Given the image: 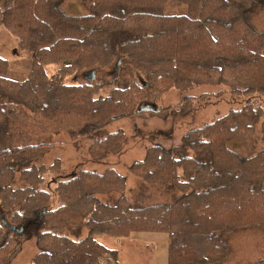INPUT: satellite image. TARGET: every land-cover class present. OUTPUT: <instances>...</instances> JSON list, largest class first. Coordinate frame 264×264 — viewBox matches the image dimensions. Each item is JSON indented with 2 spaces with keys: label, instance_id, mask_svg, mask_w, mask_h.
I'll return each instance as SVG.
<instances>
[{
  "label": "trees",
  "instance_id": "trees-1",
  "mask_svg": "<svg viewBox=\"0 0 264 264\" xmlns=\"http://www.w3.org/2000/svg\"><path fill=\"white\" fill-rule=\"evenodd\" d=\"M65 2L6 0L0 8V26L33 62L31 74L17 80L0 57V264H11L22 249L16 234L7 238L5 221L24 227L39 218V252L30 264H121L119 252L97 238L123 240L133 233L168 234V264L227 263L233 235L264 228V150L244 156L229 146L248 138L259 122L264 140L261 108L232 110L187 133L177 147L154 145L130 167L143 181L173 191L170 202L131 203L125 177L109 169L80 171L58 183L54 207L40 187L45 169L36 162L61 132L93 139L95 158L119 152L125 134L106 130L138 115L149 91L210 85L264 95V32L252 21L264 0H81L83 16L65 13ZM115 61L136 65L144 82L62 81L72 70L100 71ZM51 65H60L57 76L46 73ZM107 87L110 96L99 98ZM17 174L29 185L15 188ZM114 193L122 196L98 198ZM72 224L86 226L88 237L64 235Z\"/></svg>",
  "mask_w": 264,
  "mask_h": 264
},
{
  "label": "rangeland",
  "instance_id": "rangeland-1",
  "mask_svg": "<svg viewBox=\"0 0 264 264\" xmlns=\"http://www.w3.org/2000/svg\"><path fill=\"white\" fill-rule=\"evenodd\" d=\"M6 0H0V8ZM65 13L71 16H83L86 11L81 0H66L63 4ZM253 23L264 32V8L258 10L252 17ZM0 57L9 62L11 77L23 80L33 69L32 55L20 49L18 39L8 29L0 26ZM118 63V61H117ZM116 61L100 71L72 70L65 77L60 76L68 84L87 82L91 73H95L93 82L102 84L115 81L122 85L129 81L144 82L145 74L136 65L118 66ZM51 77L57 76L60 65L45 68ZM111 87L104 89L99 98L110 96ZM141 106V112L133 118L116 120L107 130L106 135L123 132L126 140L119 152L107 151L101 157L95 158L90 150L93 139L75 140L69 132H61L52 137V149L36 166L44 167L43 184L40 187L48 191L54 199V207L59 205L56 193L57 184L72 178L80 171H91L103 174L107 170L117 171L127 181L124 196L133 204H152L170 202L174 192L168 191L161 184H150L130 172V167L145 159L147 151L154 145L171 149L181 145L183 137L196 129H200L226 116L232 110H241L247 105L261 108L264 111V95L246 96L234 94L226 86L198 85L190 90L179 91L170 89L163 94L149 91L148 99ZM190 102L187 106V102ZM1 103V97H0ZM8 103V101H5ZM149 108L143 110V108ZM164 109L163 113L157 111ZM264 117V116H263ZM230 148L244 156H253L264 150V140L261 133V123L255 126L253 134L242 142H231ZM58 163L59 168H50ZM29 185L16 175L14 187L22 188ZM122 196L114 193L100 195L104 202ZM9 220L10 216L4 215ZM28 224V227H25ZM24 226L23 233L16 234V241L21 246V252L11 264H30L38 254L37 238L41 231V218ZM9 221H5L8 229ZM64 234L72 240L79 241L88 237L86 226L78 227L72 224ZM12 235V234H10ZM9 235V236H10ZM97 240L105 247L117 250L121 264H168L170 238L166 233H133L129 239L117 240L108 235H102ZM230 260L225 264H250L264 258V228L249 230L233 235L230 238Z\"/></svg>",
  "mask_w": 264,
  "mask_h": 264
},
{
  "label": "water",
  "instance_id": "water-1",
  "mask_svg": "<svg viewBox=\"0 0 264 264\" xmlns=\"http://www.w3.org/2000/svg\"><path fill=\"white\" fill-rule=\"evenodd\" d=\"M95 73H91L89 80L90 82H93L94 78H95ZM143 107V106H142ZM145 109H149V108H143V110ZM160 111V110H159ZM158 112V111H157ZM46 212V210H44V213ZM24 227H16V226H9L8 227V232H7V238L9 237L10 234H21L23 233Z\"/></svg>",
  "mask_w": 264,
  "mask_h": 264
},
{
  "label": "flooded vegetation",
  "instance_id": "flooded-vegetation-1",
  "mask_svg": "<svg viewBox=\"0 0 264 264\" xmlns=\"http://www.w3.org/2000/svg\"><path fill=\"white\" fill-rule=\"evenodd\" d=\"M25 227H28V224Z\"/></svg>",
  "mask_w": 264,
  "mask_h": 264
}]
</instances>
